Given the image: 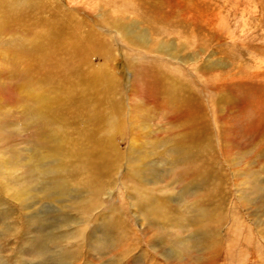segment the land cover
Masks as SVG:
<instances>
[{"label":"rangeland","instance_id":"1","mask_svg":"<svg viewBox=\"0 0 264 264\" xmlns=\"http://www.w3.org/2000/svg\"><path fill=\"white\" fill-rule=\"evenodd\" d=\"M58 1L0 0V264H264V0H171L173 55L128 23L141 78Z\"/></svg>","mask_w":264,"mask_h":264},{"label":"bare ground","instance_id":"2","mask_svg":"<svg viewBox=\"0 0 264 264\" xmlns=\"http://www.w3.org/2000/svg\"><path fill=\"white\" fill-rule=\"evenodd\" d=\"M76 1H78V0H76ZM58 2L61 4L60 1H58ZM73 3H74V1H73ZM89 3L87 4V8L93 14H95L96 18L98 19V23H99V25H97V29H98V33H99L98 35H102L103 36V35H107L108 34V36H107L108 38L114 37V36H119L120 37V40L123 42L124 46L127 47V49L124 52L125 58H127L129 60L131 68H133L135 70L136 69L138 70L137 72H135L136 73V76H135L136 78L140 77V76L143 77L146 74L145 72H146L147 66L145 65V62H143V60H141V58H139V57L137 58L136 55H133V52H134L137 55L141 54L143 56V51H142V48H141L142 42H141L140 34L137 33L135 28L132 25L128 24V23H131V22L135 21L136 25L138 24L139 27H145V28L151 29L159 37H162L163 41L161 40L160 44H163V45L159 48V50L160 51L163 50L164 51L163 53H165V55H169L170 53H172V55H173L174 53L172 51H175L174 50L175 48L173 46L174 45L173 44L174 41L170 37L178 36V38L176 37L177 39H179V38L180 39H184V40L186 39L185 36H186L187 32L184 33L185 29H182V31L179 30L177 22L172 21V19L175 16L176 12H175V9H174L175 7H174V5H173L171 0H108V1L107 0H103V1H100L99 3H96V4H93V3L89 4ZM76 8H78V7H76ZM66 10H67V8H66ZM102 19H103V22H101ZM210 21H211V19H210ZM210 25H212V24H210ZM203 28H205V27H203ZM209 33H211V32H209ZM183 34H185V35H183ZM103 37L106 38L105 36H103ZM186 41H188V40H186ZM170 42H172V43H170ZM134 57L137 60H133ZM168 57L169 56L159 57V59H161L162 62L164 63L165 67L160 68V70L158 71V76H155V75L153 76V78L160 77V80L162 82L161 84L164 85V86H165L167 80L171 81V77H172V75H169V73H168V71L170 70L169 69L170 67L167 66L169 64L168 62L176 61V60L171 61V59H174L173 56H171L170 58H168ZM138 61H140V64H139L140 71H139V67L137 66V62ZM135 77L134 78L132 77L129 80V86L132 85L133 79H135ZM78 79H79V81L76 80V81L72 82V84H74V85H76L78 87H82L83 86V88L89 89L90 92L92 91V89H91V84H92L91 81L92 80L91 79H89L86 75H83V74L80 75V78H78ZM100 79L101 78H99V80ZM152 80H154L153 81L154 83L158 82V80L156 81V79H152ZM154 83H153V85H154ZM154 86L157 87V84H155ZM172 87L176 88L177 85L175 84ZM178 88H179V86H178ZM205 89H206V87H205ZM96 90H98L97 87H96ZM92 93H94V92H92ZM85 101H86L85 106L82 105L83 107L79 106L78 108H80V110H83V109H87L88 110V109H90L91 110L90 112L93 114V117L95 118L93 120V122H95V123L98 122V125H99V123H101L100 120L103 119L102 118L103 117L102 113H96L94 111V107H93V110L91 109V103H92L91 98H89V99L86 98ZM182 107H183V109H185L187 111L189 109L187 103L184 106L182 105ZM190 115H191L192 118L195 116V114H192V112H190ZM98 125H96L95 128H97L101 132H105V130H102V128L100 126H98ZM92 129H86V130H88V132H86V134L87 135H91L89 141H90L91 146L93 147L92 149L95 148V151L97 152V154L100 155V154H102L101 149L104 148V146H101V143H102L101 140L102 139L98 137L97 129H94V128H92ZM194 149L192 151V147H191V149L188 152L192 151V155L196 156ZM104 155L107 156V151H105ZM204 164L205 165L208 164L207 160L204 161ZM193 169L195 170L194 167H193ZM203 173H205V171H203ZM201 175L204 176V178L202 180H204L206 178L210 179V178H212L213 172L210 170L206 175H204V174H201ZM209 181L211 182V179ZM202 182H204V181H202ZM108 193H109V198H112L113 192L109 191Z\"/></svg>","mask_w":264,"mask_h":264}]
</instances>
